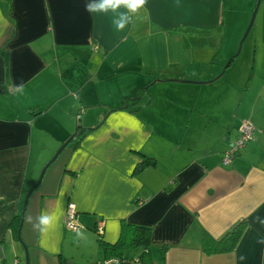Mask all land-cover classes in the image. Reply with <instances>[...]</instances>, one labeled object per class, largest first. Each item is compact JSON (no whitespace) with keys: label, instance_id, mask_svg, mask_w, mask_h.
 Returning <instances> with one entry per match:
<instances>
[{"label":"crops","instance_id":"obj_1","mask_svg":"<svg viewBox=\"0 0 264 264\" xmlns=\"http://www.w3.org/2000/svg\"><path fill=\"white\" fill-rule=\"evenodd\" d=\"M245 2L148 0L116 32L111 14L90 15L85 0H0V264H25L9 228L16 215L29 264H72L70 248L101 262L95 226L103 221L113 244L122 220L151 229V264H264V16L253 95L219 99L238 86L207 83ZM143 88L150 97L139 109H121ZM245 124L252 139L225 160ZM144 157L155 163L136 170ZM69 203L79 225L71 233ZM45 213L58 219L41 232ZM241 221L232 252L203 251L205 237L220 240ZM126 253L138 264L140 249Z\"/></svg>","mask_w":264,"mask_h":264},{"label":"rangeland","instance_id":"obj_2","mask_svg":"<svg viewBox=\"0 0 264 264\" xmlns=\"http://www.w3.org/2000/svg\"><path fill=\"white\" fill-rule=\"evenodd\" d=\"M256 2L257 0H247V2H245L246 6L240 7L242 10L238 11V9H234V13H233L234 22L229 26L226 33L224 32L223 35L221 36L222 38L221 48L218 51V56L215 58V64L213 65L214 68H220V72L218 76L221 77L219 78L220 81L219 80L217 81V84L224 85L225 82H229V83L232 82L236 84L239 89L235 91L236 93L234 92L231 95H229V93L226 92H221L218 94L219 99L230 98L232 100L241 101L253 95L251 93L250 85H252L255 81H257V76L254 75L256 70V67L254 66L255 65L254 61L256 62L257 60L256 36H257V29L260 26L258 22L264 16L263 14L264 0H261L259 4L252 28L250 29L249 33L245 38L244 35L250 23ZM238 5H240V3H238ZM238 15L241 17L243 15L246 16V20L243 25L238 24V22H240L238 21L239 19ZM239 48H240V52H239ZM228 63H229V67L224 69ZM183 86H187V85H183ZM209 87L210 86H207V88ZM246 87L248 88V90L244 91ZM68 245L69 243L67 244V246ZM72 246L73 247L75 246V248H77L74 241L72 242ZM70 247H71V243H70ZM70 249L71 252L74 253L75 255L72 264H84L85 261L81 258L80 254L78 252H73V248ZM135 250H139V249H135ZM133 251L134 250H129L127 251L126 254H129L130 252ZM20 259L21 262L22 260L24 262V257H22V255H20Z\"/></svg>","mask_w":264,"mask_h":264},{"label":"trees","instance_id":"obj_3","mask_svg":"<svg viewBox=\"0 0 264 264\" xmlns=\"http://www.w3.org/2000/svg\"><path fill=\"white\" fill-rule=\"evenodd\" d=\"M227 67H229V63L224 69H226ZM145 95L150 97L149 89H139L135 98L126 100L121 109L136 111L137 109H139L141 101ZM35 113L39 115L43 112L38 111ZM241 149L242 147L240 149H237L234 154H238ZM154 163L155 160L153 158L144 157L138 162L136 170L139 171L140 169L145 168V166L153 165ZM21 218V215L14 216L9 225V228L14 235L13 237L15 238H17V231L20 226ZM244 230L245 222L241 221L231 230H229L220 240H212L209 237H205L203 241V251L206 254H225L232 252L237 246V243L240 241ZM98 241L100 247L103 250V257L101 262L115 260L117 264H135L132 260L126 259L125 252L129 250L140 249L142 253L136 260L138 264H151L149 254L147 252L148 248L151 245V229L148 227L130 224L127 221L122 220L119 236L115 243L109 244L104 241L102 237H98Z\"/></svg>","mask_w":264,"mask_h":264},{"label":"clouds","instance_id":"obj_4","mask_svg":"<svg viewBox=\"0 0 264 264\" xmlns=\"http://www.w3.org/2000/svg\"><path fill=\"white\" fill-rule=\"evenodd\" d=\"M148 0H85V10L90 15L111 14V24L116 32H121L128 28L133 22L135 14H138L147 4ZM6 20L0 17V24H5ZM58 219L56 214H42L35 225L41 232L52 227Z\"/></svg>","mask_w":264,"mask_h":264},{"label":"built area","instance_id":"obj_5","mask_svg":"<svg viewBox=\"0 0 264 264\" xmlns=\"http://www.w3.org/2000/svg\"><path fill=\"white\" fill-rule=\"evenodd\" d=\"M255 131V128L251 127L250 125L245 124L240 130H239V136L238 139L234 142L233 146L230 148V150L226 153V159L230 158L234 155L237 149H240L243 147L248 141L252 139V135ZM64 227L67 231L70 232H76L79 229L78 221H77V213L75 209V205L72 203H69L67 205L65 214H64ZM103 230H104V223L103 221H98L95 226V234L98 237L103 236ZM117 262L115 260H109L105 262H96L94 264H112Z\"/></svg>","mask_w":264,"mask_h":264},{"label":"water","instance_id":"obj_6","mask_svg":"<svg viewBox=\"0 0 264 264\" xmlns=\"http://www.w3.org/2000/svg\"><path fill=\"white\" fill-rule=\"evenodd\" d=\"M261 0H257L256 2V5H255V8H254V11H253V14H252V17H251V20H250V23L248 25V28L245 32V35H244V38L247 36V34L249 33L250 29L252 28L253 26V23H254V19H255V16L257 14V10H258V7H259V4H260ZM243 38V39H244ZM241 45V44H240ZM239 52H240V48H239ZM238 52V53H239ZM219 77L221 76H218L217 78H215V80L213 81H210L208 83H212L214 81H216ZM174 82H179V83H182V84H189V83H193V82H189V81H179V80H174ZM197 84H200V83H197ZM73 138H69L65 143L62 144V146L59 148L58 152L56 153V155L54 156V158L50 161L51 163L53 161L56 160V158L59 156V154L66 148V146L72 141ZM49 163V164H51ZM49 164H47V166H45V168L43 169L39 179H38V182L36 185H39L42 181V177L46 171V168L49 166ZM32 193V190H30L28 193H27V196L25 198V201H24V204H23V212H24V209L26 208L27 206V202L29 200V197H30V194ZM23 215V214H22ZM22 224H23V219H21V222H20V226H19V229H18V233H17V237H18V241L19 243L23 246V250L25 252V264H29V259H28V249L27 247L23 244L22 240H21V237H20V232H21V227H22Z\"/></svg>","mask_w":264,"mask_h":264},{"label":"bare ground","instance_id":"obj_7","mask_svg":"<svg viewBox=\"0 0 264 264\" xmlns=\"http://www.w3.org/2000/svg\"><path fill=\"white\" fill-rule=\"evenodd\" d=\"M234 155H235V154H234ZM234 155H233V156H234Z\"/></svg>","mask_w":264,"mask_h":264}]
</instances>
